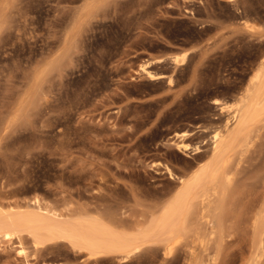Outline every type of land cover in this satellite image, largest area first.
<instances>
[{
    "label": "rangeland",
    "instance_id": "obj_1",
    "mask_svg": "<svg viewBox=\"0 0 264 264\" xmlns=\"http://www.w3.org/2000/svg\"><path fill=\"white\" fill-rule=\"evenodd\" d=\"M158 59L148 69L166 77L150 80L142 65ZM263 61L264 0H0V207L158 211L208 161ZM252 126L214 237L186 233L172 263L160 245L126 263H85L66 242L37 254L24 233V254L0 239V264H251L264 245V113Z\"/></svg>",
    "mask_w": 264,
    "mask_h": 264
},
{
    "label": "bare ground",
    "instance_id": "obj_2",
    "mask_svg": "<svg viewBox=\"0 0 264 264\" xmlns=\"http://www.w3.org/2000/svg\"><path fill=\"white\" fill-rule=\"evenodd\" d=\"M179 57L177 55L173 58L174 64L180 63ZM184 59L185 57L183 60L181 58L183 62ZM162 61L163 59L150 61L142 65L141 71L150 80L165 78L166 74H157L148 69L151 64ZM168 77L171 78V75ZM213 103L215 106L220 105V110L224 111L225 107L219 100ZM263 113L264 61L255 78L246 87L245 94L232 117L226 118L221 132L214 135L208 161L199 166L189 177H179L181 185L158 211L143 214L140 219H133L131 216L130 221L123 218L117 219L113 214L106 217V215L103 216L104 214L99 216L101 214L97 213L98 216H93L94 214L90 215L88 210L85 213H82V210L81 213L76 211L75 216L71 211L70 213L74 216L71 217V215L67 216L70 214L68 212L65 215L42 205V202L36 198L30 201L22 211L0 207V239L12 241L13 238H17L21 246L25 233L31 237L37 254L50 249L54 243L66 242L76 252L84 255L85 263L100 262L102 257L110 255L119 256L120 263L131 262L134 258H138L146 248L160 245L163 248L164 261L172 263L177 250L182 248V239L186 233L195 232L202 246L207 240L205 237L210 238L209 241L214 237L221 222L223 190L231 180L229 171L232 172L234 168L233 162L236 155L244 150V146L251 139L253 122ZM186 136L188 133H183L180 138ZM174 143L179 151L190 150V146L183 140L174 141ZM200 153H202L200 147H195L194 154ZM168 172L171 173L169 168ZM127 224L129 230L124 229ZM132 226L136 227L135 230L131 228ZM199 240H197L198 243ZM263 246L260 247V253H256L257 258L251 264H259L262 261ZM188 247L190 250L191 246ZM21 248L19 253L24 254L23 245ZM189 253L196 255L194 250ZM191 255L190 260H192Z\"/></svg>",
    "mask_w": 264,
    "mask_h": 264
}]
</instances>
